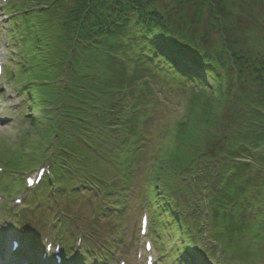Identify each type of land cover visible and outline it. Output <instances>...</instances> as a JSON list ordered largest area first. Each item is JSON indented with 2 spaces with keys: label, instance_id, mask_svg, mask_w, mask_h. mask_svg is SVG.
<instances>
[{
  "label": "trees",
  "instance_id": "16d2710c",
  "mask_svg": "<svg viewBox=\"0 0 264 264\" xmlns=\"http://www.w3.org/2000/svg\"><path fill=\"white\" fill-rule=\"evenodd\" d=\"M252 1L251 8L249 3L245 5L247 20L255 18V15L249 16L251 9H256L254 3L259 2L264 10V0ZM27 2L20 14L24 24L18 26L20 27L18 30L22 39L21 59L24 64L22 68L28 75V82L39 88L45 86L44 81L55 84L62 77L75 76L73 81H69L58 95L53 90L49 97L43 98L42 96L39 99L48 114L54 115L53 127L55 132L59 133V138L63 137V140L73 143V146H69V159L60 164L59 170L55 173L59 192L63 189L76 190L84 187V180L80 183L75 182L77 179L75 175H82L84 178L85 174L94 178L88 171L89 166L84 164L80 158L81 155L76 150L78 142H82L81 136H84L85 140L89 139L94 130L97 132L100 126L106 131L111 130L114 126L113 121L117 118L123 122L119 128L120 133L124 131L129 122L137 123L140 117L147 119L144 114L129 115L124 111L129 105L123 104V101L120 102L118 108L114 106L118 105L115 100L110 101L111 108L103 107L101 103L105 94H112L115 91H118L121 100H124L125 91L130 94L132 89L129 87L137 85L136 82L143 73L158 70L155 67V60L160 58L168 64L167 71L168 75L173 78L172 81L183 86V89H187L190 94L184 118L182 117V121L178 120V128L175 125L172 138L165 150L164 157L168 155V158H171L168 165L170 167L178 165L180 169L185 167L183 169L185 176L181 179H184L183 185L189 187L193 186V180L198 181L197 173L201 170H203V178H201H208V171L211 170L208 166L218 163L208 151H203L199 155L200 159L205 160L203 165L199 166L196 162L197 157L190 151L183 155V159H178L176 154L170 155V152L176 149L171 151L172 145L179 143L178 140L185 137L186 130L189 129L188 117L192 116L195 107H199V104L202 107L203 122L212 126L216 124L215 120L218 118L220 123L222 122V111L225 104L232 105L235 110L241 103L246 111L243 115H246V120L238 113L240 108H237L233 115L236 116V120H245L248 129L245 133L242 132L240 145L235 144V150L226 151L221 148L217 152L218 155L222 153L231 160L239 159L245 152L254 157L257 155V157L254 160L248 159L251 163L240 164L239 162V166L231 169L233 174H230L218 187L216 185L220 194L216 200L219 204L212 211L213 224L217 223V216L229 222L227 214L231 212L233 205L241 208L247 207L243 210V220L246 217L251 220L258 214L264 215V176L260 175L262 174L260 166L264 170V53L236 49L230 43L226 29L228 26L237 24L235 16L242 14L234 13L229 7L223 9L222 7L227 6V0L217 1L216 4L210 0L209 4L207 0H190L188 4H193L191 6L180 4L178 1L172 4L174 7L180 6L179 8L185 10L193 7V12L197 14L199 11L201 15L204 14L203 8H206L208 16L213 17L220 27L221 49L201 45L196 33L190 35L184 31L182 11L180 10V15H174L170 11L173 7L162 5L159 0H72V5L67 8L65 0H27ZM60 15L64 18L60 23L65 29V34L58 33L56 29L55 21L58 22ZM260 15H264L262 10ZM195 22L196 20L194 24ZM88 54L99 57L108 73L117 69L123 74L128 70V65H132L131 77L127 83H120L115 79L112 80L105 71L102 77L88 80L85 78L88 75H81L84 71V56ZM88 68L85 66V69ZM242 69L250 72L251 75L245 74ZM233 70L239 76L244 75L243 82L247 86L256 84L257 88L249 87L247 89L249 93L243 90L236 92L238 96L229 98L225 91L234 93L235 90L228 84L226 78ZM205 77L209 79V84L214 86L213 88L207 86ZM234 87L239 89L238 78L235 79ZM195 88L214 93L215 97L201 104L202 98L199 97V92L195 91ZM140 104L138 101L135 107L140 108ZM100 108L108 114V117L98 121L100 125L93 126L91 112ZM129 132L132 131L129 130ZM116 138L120 139L121 135H116ZM133 153V149L129 152H122L121 157L124 158L125 164L133 166L134 161L128 162ZM178 154H180L179 150ZM88 158L94 161L93 158L84 156V160ZM103 158L98 157L97 159L103 161ZM190 161H193L192 165L189 164ZM94 164H96L95 161ZM163 164L164 162L159 167L157 176L161 178L155 177L156 182L163 177L168 180L167 175L162 176L161 172L162 168L164 171L169 169V166L165 169ZM249 166L258 168L259 176H256L260 184L257 187L254 185L247 187L249 181H253L256 177L238 179L239 175L242 178L243 174L249 170ZM165 184L166 192L177 186L171 181ZM183 185H180L179 189L189 194V190ZM252 188L256 189L251 194L249 189ZM205 191L209 192V190ZM161 198L165 201L169 196L162 194ZM177 202V205H167L168 208H164L163 214L166 219L172 220L171 237L175 241V249L184 255V259L180 258L182 264H192L191 255H199V248L202 249L201 240L207 237V231L201 230L199 220L195 221L192 226L186 217V209L178 208L180 201ZM248 215H251V218ZM164 216L161 215L158 218H161V222L166 226L170 225L164 221ZM233 236L237 239L235 233ZM211 238L214 242L213 244L209 242L211 245L206 249L209 257L217 255L215 249L223 251L224 254L231 252L229 248L223 246L224 241L221 240V236L215 234ZM188 249L191 253H188Z\"/></svg>",
  "mask_w": 264,
  "mask_h": 264
},
{
  "label": "rangeland",
  "instance_id": "374dc122",
  "mask_svg": "<svg viewBox=\"0 0 264 264\" xmlns=\"http://www.w3.org/2000/svg\"><path fill=\"white\" fill-rule=\"evenodd\" d=\"M159 1L162 5H167L169 6V8L173 7L172 9H170V11L174 15H180V12L182 11V27L184 31H186L190 35L196 33L195 35L199 36L198 40L200 41L201 45L208 46V48L209 46H214L215 48L221 49L222 46L220 43V27L218 26V23L215 22L213 17H211L210 15L208 16L206 8H203L204 14L201 15L199 11L197 12V14L194 13L193 7H190L189 10H185L183 8H179L180 6H172V4H176V1H178L180 4L191 6L193 4H188L190 0ZM210 1L213 4H216L217 1L222 0ZM22 2L26 4L27 0H22ZM65 2L66 8L68 6H71L73 3L72 0H65ZM209 3V0H207V4ZM247 3H249L250 8L253 6L252 0H227V6L222 7L223 9L229 7L234 13L238 12L239 14H242L237 17L235 16L238 22L237 24H233L227 27V37L230 43L236 49H244L252 52L259 51V54H263L264 15H260L261 10L264 13L263 6L259 2H256L257 5L254 3V6H256L254 8L256 9H251L249 16L253 17V15H255V18L247 20V10L245 8V5H247ZM6 14H9L7 5H3L0 0V49H4L8 53L7 57L9 58V63L10 61L16 63V59L11 58L13 53L12 45L14 44L13 42L15 41V39L11 37L9 38L8 36V31H10V22L8 24L6 23ZM63 19V16H58V22L56 20L55 24L58 33L65 34V29L60 23ZM195 20L196 22L194 24ZM197 23L199 25H197ZM9 63L7 68L10 70L11 65H9ZM156 64L160 71H164V63L160 65L159 62H157ZM85 66H88L90 69H85ZM132 67V65H128V70L123 74L117 69L114 70L112 73H108L106 71L105 66L101 63L99 57L88 54L87 56H84V71L81 72V75H88L85 78L91 80V78L102 77L106 71L111 76L112 80L115 79L120 83H127L132 74ZM242 70L245 74L251 75L250 72H247L244 69ZM74 73L76 74V69L74 70ZM164 76L163 73L161 76H159L158 73L149 71L143 73L142 76L138 78L136 82L137 85L129 87L130 89H132L133 100L134 98H136L138 101H140V103L143 104V106L149 104V106H147L146 109L140 113V115L144 114V116H147L149 113V118L151 117L150 120L148 118L149 121L147 120L146 123H143L141 121H143L145 117H140V122H129L128 126L124 128L123 132L125 133L122 137L121 142L118 145L114 143L112 145L109 143V141L104 139V134L108 135L109 137L111 136V132L109 129L108 131L104 130L101 126L96 132L97 136L94 142H89L84 139V136H81L80 139L82 140V142L79 141L77 146L75 145L77 152L81 155L80 158L84 161V164L89 166L88 171L96 180L107 181L108 179L113 178L115 175H117V173H121L123 168H132L129 173H127L126 175H122V178L128 180L130 179V181L133 183L128 195L125 197V207L120 216H117L116 212H114L112 207H110L108 212L101 217V220H96L95 216L97 212L96 210H93V206L91 204L95 203L96 206L108 205L111 204L109 200L103 201L102 199H98L95 201V199H93L92 201H88L86 199L84 201V197L80 196L79 199L74 197L75 201H72L69 206H66L68 207L66 208V210H68L71 213V216H73L72 224L74 225L78 233H84L88 235L89 233H92V231H94L96 235L92 237V240L98 244L104 243L106 245L107 243H105V239L108 236L116 237L120 235L126 240H129L128 246L130 248L136 249L140 245V217L143 211L142 206L145 203L143 200H141V196L142 191H144L145 188L148 187V177L150 174L149 171L146 173L145 171L146 169L151 168V163L155 164L156 161L160 159V155L163 152V149L161 148L164 145L162 144V141L167 140L168 128H173V126L175 125L176 128H178L177 124L179 122H175V120L179 118L182 121V119L184 118H180L183 114V102L188 100V92L186 93L187 89L185 88H180L181 91L183 89V92H179V89L177 90L175 88H173L170 94H166L165 92H163L160 87V84ZM74 77L75 76L68 75L67 81L72 82ZM236 78L239 79V89H235L234 87ZM226 80L228 81V84L230 86H233V90H235V94L228 93V91H225V94L229 98L238 96L237 93L242 92L243 90L246 93H249L247 90L249 87L257 88L256 84H252V86H247L243 82L244 75L239 76L235 73L234 70L231 74L228 75ZM5 83L8 88H12V90H14L15 92L11 93L7 91H1V93L3 92V98L6 95L5 99L2 101V107L5 106L6 108L4 116L8 118L9 124L5 126L0 125V165H4L6 167L7 172H12L13 175L15 173H20L22 172V170H24V163H27V166H30L31 168L33 164L38 163V160L45 162L44 164L46 165L49 162L48 159H52V155L54 156V154L49 155L50 152H47L46 154H43L41 156L38 155L45 153L47 148L52 144L49 141L56 134V132H53L51 129L55 123V120L54 115L48 114L47 109L41 107L44 113L34 112V114L30 118H26L20 123V119L23 118V107L20 103H22V105L24 106L26 104V107L28 106V103H24V101L27 100L26 91L24 89L23 92L17 91L20 86L15 82H8L6 80ZM138 88H140L141 91ZM195 91H198L199 97L202 98L201 104L206 102L208 99L215 97L214 93H211L209 91H203L200 88H195ZM102 100L103 102L101 103V105L103 107L110 108L112 105L110 104L111 100L119 102L118 105H114L116 108H118L120 102L123 101L121 100L118 91L112 92V94H105ZM97 103L100 104L99 101H97ZM16 105H18L17 109L13 108ZM201 108L202 107L199 104V107H195L192 116L189 115V129L186 130L185 137L181 138L182 140H178L180 144L174 143L172 145L171 151L175 148L176 149L170 152V155L176 154L178 155V159H183V155L187 154L190 151L195 157H197L196 162L199 164V166H202L205 160L200 159L199 155H201V152L203 151H208L209 154H211V157L213 159H216L218 163L208 166V169H211L208 171V178L202 179L203 170L199 171L197 173L198 181L193 180V186L190 187L183 185L184 179H181L185 176V174H183V169L185 167H182L181 169L178 165L170 167L168 163L170 162L169 159L171 158H168V155L164 160L163 167H165L166 169V167L169 166V169L163 171L162 168L161 174L162 176H164V174L167 175L166 177L168 178V180L166 181H171L177 185V200L180 201V207L186 209V217L188 219V222H190V224L192 225L195 221L199 220L198 223L202 226L201 230L207 231V239L210 243L213 244L214 242L211 236L213 237L215 234H217L218 236H221V240L224 241V243H222L223 246L229 248V251L234 252V254H224L223 251L215 249V251L217 252V264H264L263 214H258L255 218H252L251 220H243V210L247 207L244 206L243 208H241L238 205H233L231 207V212H228L227 214L229 222L224 219H221L222 217L217 216V223L213 224L212 218V211L216 209L217 204H219V202L216 201L219 197L218 195L220 194V192L217 191V187L223 182H225V180L230 174H233V172H231V169L233 170L235 166L240 165L239 163H236V159L231 160L229 157L224 156L222 153L221 155H218L217 151L221 148L226 149V151L235 150L234 145H240V136L242 132L245 133L248 129V125L245 121L246 115L243 116L246 111L242 108V104L240 103V106H237L235 110L237 108H240L238 110V113H240V116L245 120H236V116L233 115L235 110H233L232 105L230 106L229 104H225L224 110L222 111V122L220 123L218 118L215 120L216 124L210 126L211 124L203 122L204 119L202 117ZM135 109H137L135 106L130 109V114H132L133 116H135ZM225 110L227 111L224 113ZM91 113V116L93 117L91 121L94 126L99 125L98 121H101V119H106L108 117V114L101 108L96 109V111ZM24 114L27 115V111H24ZM140 125L144 126V130L140 131ZM129 130H131L132 132H129ZM214 136L216 137L213 138ZM134 138H136V140H139L138 143H141V145L137 149V152L134 155H131V157L134 158L133 166H131L130 164H125L124 158H122L121 156L122 152H129L131 150V142L132 140H134ZM134 142L132 143V145L134 144ZM70 145L73 146V143L70 142ZM135 149L136 148L133 149V152ZM178 150L181 155L178 154ZM84 156L93 158L96 164H94V161L90 160L89 158L87 160H84ZM35 157L37 158L34 160ZM98 157H104L103 161L98 160ZM256 157L257 155L254 157L251 156L250 153L245 152L244 155L240 158L254 160ZM131 160L132 159L129 158L128 162H130ZM149 160L151 163H149ZM30 161H34L35 163H31ZM230 161H232V163H229ZM192 162L193 161H190L189 164L192 165ZM248 169L249 170L243 174L242 178L241 175H239L238 179L245 180L246 178L256 177V179H254L253 181H249L247 187L249 185H254V187H257L260 184L256 176L259 174L257 171L258 168L255 166H249ZM260 170L262 171V174L260 175L264 176V170L261 166ZM12 175L9 174L0 177V193H6L7 195H10V191L6 187L13 185L17 182V179L13 178ZM180 185H183L184 188L187 187V189L189 190V194L185 191H181L179 189ZM233 186H235V184ZM201 188H205L209 190V192H207L206 194L205 189L201 190ZM255 189L256 188L249 189L250 193H254ZM90 192L93 191L90 190ZM200 194L203 196L199 197ZM27 198L28 195L25 197V201L27 200ZM256 206H258V204H256ZM40 207L43 213V210L46 209V206L44 208H42V206ZM15 209L17 212H22L25 210L23 205L22 207H18ZM5 210L6 208H0V224L2 223V221L5 223H10L8 220L4 219L5 217L3 213ZM29 210L35 211L33 209ZM35 212L37 213L40 211ZM7 216H10V221L13 220V216H15L16 218L20 217L19 214H8ZM29 219L30 218L25 217V220ZM80 221L84 222V226H81L79 224ZM38 223V221H35L36 226L33 224L32 228L30 229V232L35 234L38 230L40 233L46 230L43 221L40 222V225L37 226ZM95 224L96 227L94 226ZM151 224L153 225L152 212H150V226ZM29 225L30 224H27V226ZM150 226L149 237L152 230V227L150 229ZM233 233L237 235V239L233 236ZM2 240H4V238L0 237V241ZM209 242L204 241L203 244V241L201 240L202 247L205 249L209 248L211 245L209 244ZM128 246H123L119 248L120 252H118L117 255L116 253H114V261L117 258L121 257L124 253H126L130 257V259L133 258L130 253H128ZM169 249V247L166 248V250ZM168 254L171 256V253L168 252ZM100 256H103V253H100ZM226 256H229L232 259L230 260ZM240 257H243L244 260L241 261ZM94 259L95 257L93 258V260ZM98 260L101 263L104 262L102 261V259ZM199 260L200 259L198 258L197 263H200ZM94 262H92V260L90 259V264H95ZM100 262H98V264ZM129 264L136 263L133 261Z\"/></svg>",
  "mask_w": 264,
  "mask_h": 264
},
{
  "label": "snow or ice",
  "instance_id": "6c2138e0",
  "mask_svg": "<svg viewBox=\"0 0 264 264\" xmlns=\"http://www.w3.org/2000/svg\"><path fill=\"white\" fill-rule=\"evenodd\" d=\"M29 183H31V181H29Z\"/></svg>",
  "mask_w": 264,
  "mask_h": 264
}]
</instances>
